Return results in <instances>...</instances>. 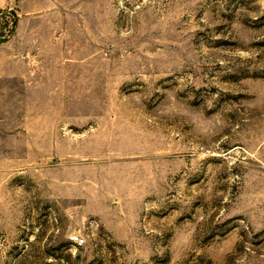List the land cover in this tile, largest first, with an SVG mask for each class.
I'll return each mask as SVG.
<instances>
[{"label":"rangeland","instance_id":"1","mask_svg":"<svg viewBox=\"0 0 264 264\" xmlns=\"http://www.w3.org/2000/svg\"><path fill=\"white\" fill-rule=\"evenodd\" d=\"M0 11V264H264V0Z\"/></svg>","mask_w":264,"mask_h":264},{"label":"built area","instance_id":"2","mask_svg":"<svg viewBox=\"0 0 264 264\" xmlns=\"http://www.w3.org/2000/svg\"><path fill=\"white\" fill-rule=\"evenodd\" d=\"M74 241H75L76 244H78V245H80V246L84 244V240L81 239V238L78 237V236L74 238Z\"/></svg>","mask_w":264,"mask_h":264},{"label":"trees","instance_id":"3","mask_svg":"<svg viewBox=\"0 0 264 264\" xmlns=\"http://www.w3.org/2000/svg\"><path fill=\"white\" fill-rule=\"evenodd\" d=\"M0 13H3V12L0 11ZM14 25L16 26V23H14Z\"/></svg>","mask_w":264,"mask_h":264}]
</instances>
